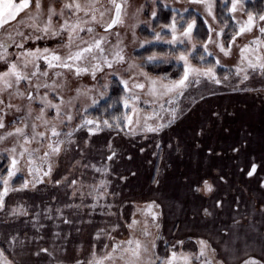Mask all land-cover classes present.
<instances>
[{
	"label": "rangeland",
	"instance_id": "rangeland-1",
	"mask_svg": "<svg viewBox=\"0 0 264 264\" xmlns=\"http://www.w3.org/2000/svg\"><path fill=\"white\" fill-rule=\"evenodd\" d=\"M25 2L0 29V264H125L129 240L141 245L135 264H264V0H238L235 11L232 0H211V15L193 0H127L123 23L107 31L110 0L11 4ZM249 15L251 31L238 34ZM193 21L189 41L182 33ZM173 22L184 44L166 43ZM185 51L214 78L190 74L182 94L166 92ZM11 64L19 82L2 75Z\"/></svg>",
	"mask_w": 264,
	"mask_h": 264
},
{
	"label": "snow or ice",
	"instance_id": "snow-or-ice-1",
	"mask_svg": "<svg viewBox=\"0 0 264 264\" xmlns=\"http://www.w3.org/2000/svg\"><path fill=\"white\" fill-rule=\"evenodd\" d=\"M96 2H97V0H90V6L94 8ZM193 2L203 3L205 5V8L208 11L209 15H211V12H212L211 0H193ZM237 2H238V0H232V11L236 10ZM110 3L112 4L113 8L115 9V18H113L111 23H109L105 27V31H107L113 25H116V24H119V23H123V21L121 19V13H122L123 4L127 3V0H122V3H117V0H110ZM27 6H28L27 2L22 3L20 5H14V4H10V3H5L2 6H0L4 10L7 11V16H5L3 19H0V27H2L3 24L7 20L14 18L18 11H20L21 9H23V8H25ZM40 7H41V5L39 3V0H37L36 8L39 10ZM64 8H68V9L75 8L76 11L82 10L81 9V5L79 3H74V4H67L66 3L64 5ZM55 14H56L55 9L53 7H50L49 8V23L51 21V16L55 15ZM60 15H63V9H61ZM103 15H104V13H101V16H103ZM153 15H155V13H153ZM91 19H92V21H96V17H95L94 14L92 15ZM260 20L264 21V15L260 16ZM194 23L195 22L193 21V23L188 24L187 28L182 33V37L187 38V40H189V41L191 40V33H192V29L194 27ZM252 24H253V16L249 15L246 25L241 26L240 33H238V34H242L245 31H251ZM65 26H67V21H65ZM170 27L172 29V39L166 41V43H168V44H176V43L184 44L185 43V39H178V37L176 35L175 22H173V24ZM81 30H83V29H81ZM45 31H47V28H45ZM87 31L88 32H92L93 29L92 28H88ZM260 33H261V35H264V27L260 28ZM217 35H219V33ZM9 39H11V37H9ZM101 39H103V38H101ZM157 39L158 40L160 39V34L159 33H157ZM208 42L209 43L212 42L211 37H209V41ZM251 43L259 45L261 43V41L260 40H254ZM100 45H101V40H97L95 42V47L100 48ZM18 47H22V45H18ZM219 47H220L221 51H224V46L222 44L219 45ZM0 48H3V53H0V60H4L5 63H7V60H6L7 48L3 44H0ZM193 48H195V45H193ZM204 49H205V51H207V44L204 45ZM247 50H248L247 47L241 49L242 56H243V53L246 52ZM45 51H47V50H45ZM89 51H91V48L83 49L82 51L76 52L74 54V56H70L69 59H73V58L80 59L82 54H83V52H89ZM100 51L102 52L103 49L100 48ZM225 54L227 55L228 53L225 52ZM29 55H32V53H29ZM189 55H191V54L187 53V51H185V52H181L179 55H176L174 57L177 61H183V75H182V77L179 80L171 81L170 84H163L162 87L166 90V92H172L174 90H180L179 94H182L183 88L186 87V81H188L190 74H194L196 77L207 76V77H210V78H214V71H213L212 68H208L206 71H201L198 68L192 67L191 64L189 63ZM116 57H118V59L121 60V61L123 60V56L120 55L119 52L116 53ZM158 58L159 57H157L154 54L153 56L149 57L148 59L151 61V60H156ZM54 59H59V58L58 57H54ZM200 59H203V57H200ZM105 63H107L108 66L111 67V63H109L106 59H105ZM63 66L64 67H70V65H68V64H64ZM252 66L255 67V65H252ZM260 67H261L262 70H264V64H261ZM95 68L99 69V65H96ZM80 71H82V69L77 68V74H79ZM2 75L3 76L15 75L17 82H19V80L21 79L20 74L16 72V65L15 64H11L10 65V70L9 71H5ZM93 76H95V71H93ZM247 78H248L247 76L244 77V79H247ZM161 79H163V78H161ZM216 82L219 83V80H216ZM5 83H6V86H8V87L11 86L7 82H5ZM124 83H125V86H127V82H124ZM156 83L157 82L155 80L152 81L153 88L150 89V94L155 93V85H156ZM134 86L137 87V88H141V89L144 88L143 84H136ZM45 87H47V85H45ZM29 99H31V96H29ZM0 103H2V101H0ZM124 104H125V107H127L128 106V101L125 100ZM53 107H55V106H53ZM17 110H19V109H17ZM132 111L136 112V109L133 108ZM125 118L127 119L129 124L132 123V118L130 116H126ZM68 119L70 120L71 117H68ZM85 123L86 124H91L92 121H85ZM104 124L107 125V126H110V125H108V121H104ZM3 127H4V124H3L2 120H0V128H3ZM13 134L14 133H12V132L8 133L9 136H11ZM15 134L23 135L24 134V129L16 128ZM52 134L54 136L59 135V133L55 130V128L52 129ZM35 135H39V136L43 137L44 133H37ZM67 135L71 136L72 134L68 133ZM34 138H35V136H33V139ZM0 139H4V137H0ZM28 142H29V139L27 137H25V143H28ZM49 147L52 148L53 152H58L59 151L58 147L53 148L51 144L49 145ZM11 151L14 152L15 149H11ZM25 151H27V150L25 149ZM21 155H23V153H21ZM47 155L48 154L45 153V157ZM12 163H13V168H15V165L17 163L16 160L14 159L12 161ZM49 171H50V168H49ZM254 172H255V165L252 166V169H251V171L248 172V175L251 176ZM47 174L48 173H45V175H47ZM12 175H14V172L10 171L8 173V176L11 177ZM3 183L5 185H7L8 181L4 180ZM24 187H27V184H25ZM203 188H204L206 193H211L213 191V185L210 184L208 180H205L203 182ZM195 190L199 192L201 189L200 188H196ZM7 191H8V189H7V187H5L4 194H7ZM205 211H206V214H207V210H205ZM135 223H136V221H133V224H135ZM127 243L130 246L133 243H135V248L129 247L127 249H124V251L130 253L131 257L133 258V259H130V260H126L125 264H135L136 260H138L139 257H140V249H141L140 242L139 241H135L134 242L132 240H129V241H127ZM201 244H204V242L201 241ZM145 251H147V249H145ZM201 255H203V249L201 250ZM106 258L111 259L110 256L106 257ZM121 258L123 259V257H121ZM175 258H176V254L173 253V260H175ZM185 259H187V258H185ZM95 264H103V261L102 260L101 261H95ZM149 264H151V262H149ZM166 264H172V261H168V262H166ZM252 264H255V262H252Z\"/></svg>",
	"mask_w": 264,
	"mask_h": 264
},
{
	"label": "trees",
	"instance_id": "trees-1",
	"mask_svg": "<svg viewBox=\"0 0 264 264\" xmlns=\"http://www.w3.org/2000/svg\"><path fill=\"white\" fill-rule=\"evenodd\" d=\"M205 152H206V154L208 153V150H205ZM133 171V175H135L136 174V172H134V170H132ZM76 176H78V174H76ZM77 179H75V181H76ZM251 186V185H250ZM234 189H237L236 188V186L235 187H233V189L232 190H234ZM253 189H254V191H252V194L250 195V204H255L256 203V199H257V195H258V193H259V191L261 190L260 188H259V186H255L254 185V187H253ZM239 191L240 192H242L243 193V191L241 190V188L239 189ZM238 191V192H239ZM236 193V192H235ZM231 194H233V195H235L234 194V192L233 193H231ZM234 201V200H233Z\"/></svg>",
	"mask_w": 264,
	"mask_h": 264
},
{
	"label": "crops",
	"instance_id": "crops-1",
	"mask_svg": "<svg viewBox=\"0 0 264 264\" xmlns=\"http://www.w3.org/2000/svg\"><path fill=\"white\" fill-rule=\"evenodd\" d=\"M11 2H12V0H0V6H2V5L5 4V3H10V4H11ZM17 13H18V14H16V16L14 17L15 19H16L17 17H19V15H20V12H19V11H18ZM5 16H7V11L4 10L2 7H0V19H2V18L5 17ZM14 18L7 20V22H10V21H12V20H15ZM1 28H2V27H0V29H1Z\"/></svg>",
	"mask_w": 264,
	"mask_h": 264
},
{
	"label": "water",
	"instance_id": "water-1",
	"mask_svg": "<svg viewBox=\"0 0 264 264\" xmlns=\"http://www.w3.org/2000/svg\"><path fill=\"white\" fill-rule=\"evenodd\" d=\"M120 3V2H119ZM123 9V8H122ZM122 14V13H121ZM113 18H115V11H114V15H113ZM112 18V19H113ZM112 21V20H111ZM111 23V22H110ZM117 25V24H116ZM116 25H113L111 28H113V27H115ZM111 28H109V29H111Z\"/></svg>",
	"mask_w": 264,
	"mask_h": 264
}]
</instances>
